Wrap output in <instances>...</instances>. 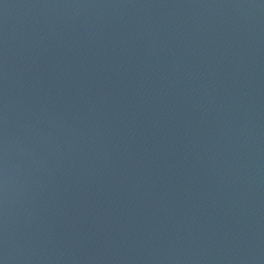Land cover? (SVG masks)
I'll return each mask as SVG.
<instances>
[{
	"label": "water",
	"instance_id": "obj_1",
	"mask_svg": "<svg viewBox=\"0 0 264 264\" xmlns=\"http://www.w3.org/2000/svg\"><path fill=\"white\" fill-rule=\"evenodd\" d=\"M0 264H264V0H0Z\"/></svg>",
	"mask_w": 264,
	"mask_h": 264
}]
</instances>
